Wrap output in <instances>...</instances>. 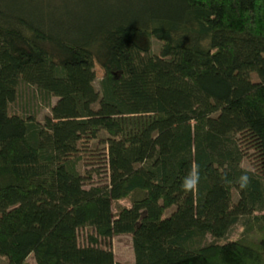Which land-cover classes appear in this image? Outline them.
Masks as SVG:
<instances>
[{
	"label": "trees",
	"instance_id": "1",
	"mask_svg": "<svg viewBox=\"0 0 264 264\" xmlns=\"http://www.w3.org/2000/svg\"><path fill=\"white\" fill-rule=\"evenodd\" d=\"M22 82L57 99L42 124L9 112ZM101 132L107 182L86 187L71 156ZM119 235L135 264H264V0H0V257L120 264L99 246Z\"/></svg>",
	"mask_w": 264,
	"mask_h": 264
},
{
	"label": "rangeland",
	"instance_id": "2",
	"mask_svg": "<svg viewBox=\"0 0 264 264\" xmlns=\"http://www.w3.org/2000/svg\"><path fill=\"white\" fill-rule=\"evenodd\" d=\"M153 53L157 54L160 44L152 41ZM95 81L94 87L99 91V82L103 77L102 69L95 64ZM57 99L47 96L40 92L34 86L26 83H20L17 89L15 100L9 104V112L11 114L20 115L23 117H32L37 122L43 123L44 119L50 116V106L56 103ZM144 117H127L121 119L124 123L125 131L132 133L142 125L145 121ZM107 134L101 132L98 139H82L78 146V151L71 156L77 161V168L79 173L84 177L86 187L90 185H103L107 182V166H106V139ZM241 143L244 150V157L242 160V168L257 174L261 173V161L257 152L251 147L248 140L241 138ZM138 193L113 201L111 204V213L113 218L118 216V212L125 207H129L132 201L138 197ZM236 200V196H234ZM240 231L235 229L228 237L229 240L237 239ZM94 236V231L90 228L81 229L78 232V240L81 246L88 245V237ZM212 241L208 237V242ZM101 248L110 249L114 255V259L120 264H135L134 253L132 248V240L130 235L115 236L110 240L102 241L99 245ZM0 264H7L6 260L0 257ZM26 264H36L34 257L31 255Z\"/></svg>",
	"mask_w": 264,
	"mask_h": 264
},
{
	"label": "clouds",
	"instance_id": "3",
	"mask_svg": "<svg viewBox=\"0 0 264 264\" xmlns=\"http://www.w3.org/2000/svg\"><path fill=\"white\" fill-rule=\"evenodd\" d=\"M200 170L199 165H195L192 167L191 171L184 177L181 188L184 192H195L198 190L199 182H200ZM222 180L227 181V177H222ZM239 187L243 190L246 189L251 183V177L249 175V170H244V172L240 175L238 180L236 181Z\"/></svg>",
	"mask_w": 264,
	"mask_h": 264
}]
</instances>
